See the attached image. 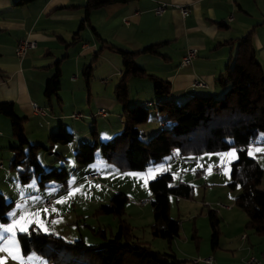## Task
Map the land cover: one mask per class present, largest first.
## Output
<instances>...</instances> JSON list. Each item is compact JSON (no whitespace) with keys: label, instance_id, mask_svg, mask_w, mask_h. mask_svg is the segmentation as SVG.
<instances>
[{"label":"trees","instance_id":"16d2710c","mask_svg":"<svg viewBox=\"0 0 264 264\" xmlns=\"http://www.w3.org/2000/svg\"><path fill=\"white\" fill-rule=\"evenodd\" d=\"M32 1L34 0H15L14 4L24 6ZM117 1L124 0H86L82 7L84 18L79 31L67 43L68 46L77 42L80 31L85 26L91 27L99 40L98 33L90 23V14ZM218 24L222 26V23ZM225 44L232 46L235 55L216 78V84L224 91L223 96H193L182 103L171 99V84L168 81L137 66L136 57L140 52H130L110 45L108 48L121 56L124 68L123 76L115 87V96L123 106L125 128L121 134L102 142L100 146L97 142L92 145L81 144L75 158L80 164L93 162L96 150L100 147L103 158L120 170L145 171L162 162L173 150L182 155L198 156L236 148L237 159L231 164L229 186L241 187L235 204L248 217L246 228L264 235V190L260 188L264 169L249 152L252 140L256 144L264 142V70L256 56L251 32L226 41ZM158 46L160 45L148 47L142 52L157 53ZM65 57L67 55L55 61L54 73L45 83L44 95L50 105L52 98L56 99L58 105L62 102L59 91L61 63ZM91 70V65L84 70L87 82ZM131 77L148 78L152 81L155 94L164 98L157 103L159 113L166 115L163 122L171 123L169 128L160 129L146 140L138 125L148 120L150 109L144 106L128 107L129 92L126 82ZM0 114L10 119L12 135L18 142L17 146H11L14 156L10 168L18 172L21 182L28 183L36 177L41 187L49 181L66 184L67 171L54 168L46 170L38 161V153L41 149L51 150L55 144L71 143L73 133L60 126L58 131L49 134L48 147L30 145L24 130L26 119L16 113L14 103L0 102ZM171 181L172 174L166 172L149 182L153 211L151 232L154 237L162 238L170 245L179 236L181 223L179 219L170 216L169 198L175 196L190 199L194 190L191 183L172 185ZM127 202L128 196L118 192L107 204L100 205L95 211V215H111L118 219L117 231L115 234L111 233V237L106 236V229L95 231L106 242L86 244L82 239L67 242L31 226L17 234L20 250L23 255L34 251L53 264H190V261L180 260L172 253L154 251L147 243L136 239L131 225L124 217ZM12 208L13 203L6 201L0 192V222L9 221L8 213ZM207 215L211 228V248L216 250L220 242L221 220L214 209H208ZM193 238L198 241L196 232Z\"/></svg>","mask_w":264,"mask_h":264},{"label":"rangeland","instance_id":"374dc122","mask_svg":"<svg viewBox=\"0 0 264 264\" xmlns=\"http://www.w3.org/2000/svg\"><path fill=\"white\" fill-rule=\"evenodd\" d=\"M94 38L91 36V40H95ZM83 40L84 43L92 42L89 38H83ZM79 45L80 43L74 48L71 47L70 54L73 50L78 52ZM95 53V51L90 52L79 61L75 58L78 56L73 55L63 59L59 91L62 98L61 104L58 105L56 99H52L53 111L48 112V118H43V128L39 125L36 127L34 123L37 124V122L34 120H28L29 123L25 125L30 145L40 144L48 147L47 135H44L42 130L45 129L46 120H48L47 123L56 124L55 131H58L62 124L65 131L73 133L74 139L71 143L55 144L51 150L41 149L38 153V161L46 170L54 168L67 171L66 184L49 181L41 187L36 177L28 183L21 182L18 172L10 168L14 156L11 146H17L18 142L12 135L10 119L2 114L0 116V146L2 148L0 150V192L3 193L6 201L13 203V208L8 213L9 221L0 222V264H53L34 251L28 255L22 254L17 234L28 230L31 226L40 229L43 233L61 237L67 242L78 239L84 240L86 244L106 242L95 231L105 227L107 236L111 237V233L115 234L117 231L118 219L111 215H95V211L100 205L107 204L119 191L128 196L124 217L131 225L132 231L134 229L135 235L144 237L146 241L143 242L154 251L176 253L178 259L188 260L190 264H194L198 258L206 259L216 252L222 257H231L234 253L239 261L250 252L264 261L262 258L264 235L246 228L248 217L239 207L226 215L218 213L221 220L220 247L215 251L211 248L208 209L222 212L223 205H226L228 200H232L230 197L235 193H241L240 185L235 188L229 186L233 161L225 158L227 150L206 153L198 161L192 162L172 163L171 157L166 158L168 163L173 164L169 168L173 174L171 184L189 181L188 183L194 186L190 199H179L180 202H178L176 197L170 196V216L178 218L181 223L180 238L174 240L171 245L162 238L154 237L151 232L153 211L149 182L158 176L152 172V169L166 165L165 162L154 164L149 167L150 170L145 171L120 170L115 164L103 158L100 147L96 150L93 162L80 164L76 161L75 154L81 144L92 145L97 142L100 146L102 142L121 134L125 128L123 106L115 96V86L123 76L121 71L124 72L122 58L119 54L103 50L95 59ZM105 57H109L108 61ZM112 57L119 59L121 64L114 75L109 77L106 74L111 70ZM89 65H92V72L87 83L84 70ZM74 76L77 77L75 81L78 82L73 84L70 79ZM102 80H106V84H103ZM133 81H137L133 87L134 95L142 93L141 90L146 91L145 84L153 87L152 81L148 78H138ZM133 98L135 97L129 95L128 107L130 108L137 106V104L133 105L135 104ZM152 100L155 104L149 107L148 120L138 125L144 133L145 140L159 131L156 128L151 133V127H158L162 123L166 128L169 126L167 122H163L166 115L159 113L157 99ZM100 108L106 110L107 117L98 115ZM77 113L82 116L74 119L72 115ZM260 149H264L262 143H258L255 152H250V155L256 159L258 157L259 164L264 169V155L262 158V155L257 153ZM236 156L233 160L237 158ZM212 165L220 167V170L213 172ZM94 171L100 174V178L88 180L87 175ZM198 172L200 176H197ZM260 188L264 190V176ZM48 200H54L55 204L46 207ZM140 201L147 202L144 205L135 204ZM232 219L236 220L235 227H232ZM241 222L244 224L242 231L248 235V238L240 242L236 250L237 245L232 247V235L237 226L242 224ZM194 232L197 233L198 241L193 238ZM238 241H240L239 238ZM225 264H232V261Z\"/></svg>","mask_w":264,"mask_h":264},{"label":"crops","instance_id":"0c3cea01","mask_svg":"<svg viewBox=\"0 0 264 264\" xmlns=\"http://www.w3.org/2000/svg\"><path fill=\"white\" fill-rule=\"evenodd\" d=\"M14 1L0 0V102H13L16 113L26 119L24 130L28 142L29 136L25 125L30 120H34L37 122V124L33 122L36 127L38 125L42 127L44 119L49 117L48 112L53 111L52 102L51 105L48 104L44 95L45 83L54 73L55 61L62 59L65 55L68 57L69 55L78 56L75 58L79 61L81 57L95 51L96 59L103 50L116 53L108 48L110 45L130 52H140L136 57L137 66L149 74L168 81L171 84L170 97L176 103H182L193 96L222 97L224 91L216 84V78L226 67L231 57L235 55L232 46L225 43L246 36L250 32L256 56L264 70V0L117 1L96 9L90 14V23L98 33L99 40L92 28L85 26L80 31L77 42L70 46L67 43L73 40L74 35L79 31L81 20L84 18L82 7L86 0H34L24 6H16ZM162 4L166 5V9L162 15L158 16L155 14V8ZM183 8L189 10L187 16L182 14ZM218 23H222V26ZM91 36H94L96 41L91 40ZM83 38H89V41H92L89 43L92 44L84 43ZM24 39L34 41L36 47L24 57L19 58L16 55V46L19 41ZM79 43L78 52L73 50L70 54L69 49L76 47ZM157 44L160 45L157 47V53L142 52ZM192 48L197 49V55L190 65L183 66L182 59L187 50ZM105 58L108 61L109 57ZM112 58L113 61H110L111 70L106 74L109 77L114 75L121 64L119 59ZM123 73L121 71V75ZM131 78L128 79L126 86L130 97H135L132 99L135 103L133 105L149 108L155 104L152 99H157V103L164 99L158 97L153 87H149L147 84L144 85L146 91L141 90L142 93L134 95L133 87L137 81L133 80L138 78ZM76 79L77 77L74 76L70 80L74 84L78 82L75 81ZM196 81L198 84H195ZM102 83L106 84V80H102ZM33 104L38 105L43 112H34ZM47 121H45V129L42 130L48 139L49 134L52 131L55 132L56 124L47 123ZM168 124L167 128L171 126V123ZM60 126L63 128L62 124ZM156 128L160 130L166 126L162 123L158 127H151V133ZM261 143L264 147V142ZM256 146L257 144L249 152H255ZM0 150H2L1 146ZM262 152L264 149H260L257 153L261 154L263 158L264 153ZM236 155L237 149L231 148L225 153V158L232 159L234 162L237 159L233 160ZM203 156L204 154L182 155L177 150H173L169 155L172 163L198 161ZM167 157L162 161L166 165L155 167L152 172L157 175L166 172L172 174L169 168L173 164L166 161ZM197 176H200V172L197 173ZM188 182L180 181L179 183ZM239 195L240 193H235L234 196H231L232 200H228L227 204L223 205V211H217V213L226 215V213L234 212L237 207L235 200ZM177 199L180 202L179 199L183 200L184 198ZM222 219L224 220V217ZM235 222L236 220L232 219V227L236 226ZM241 223L232 235V247L237 245L236 250H238V244L248 238V235L242 231L244 224ZM208 234L210 235V231ZM244 234H246V238L242 239ZM179 236L174 240L180 238ZM134 237L140 241H146L144 237L137 236L135 233ZM174 255L178 258L176 253ZM251 255L253 253L248 252L245 257L240 258V261L234 253L231 257H222L216 252L208 257L212 258L214 264L231 263V261L232 264H248ZM262 258L264 259V253ZM259 260L261 264H264L261 258Z\"/></svg>","mask_w":264,"mask_h":264},{"label":"built area","instance_id":"2783aa9c","mask_svg":"<svg viewBox=\"0 0 264 264\" xmlns=\"http://www.w3.org/2000/svg\"><path fill=\"white\" fill-rule=\"evenodd\" d=\"M166 9V5L162 4L159 5L157 8H155V14L160 16L164 13ZM182 14L184 16H187L189 14V10L187 8H183L182 9ZM36 47V43L34 41H31L30 39H24L19 41V43L16 46V55L19 58L24 57L31 49H34ZM85 47H87V45H85ZM197 49L196 48H192L187 50L186 54L184 55L183 59H182V65L183 66H188L192 63L193 59L196 57L197 55ZM195 84H198V82L196 81ZM32 108L34 110V112L36 113H41L43 112L42 109L36 105L33 104ZM98 115L99 116H103L105 117L107 115V112L104 108H100V110L98 111ZM82 115L80 113L77 114H73L72 117L74 119H79ZM256 144L255 140H252L249 144V150L254 147V145ZM1 167V166H0ZM211 170L213 172H217L220 170V167L218 166H212ZM100 178V174L98 172H93L92 174H88L87 175V179L88 180H93V179H99ZM147 201H140V202H136V205H144L146 204ZM55 203L54 200H48L46 202V207H50L51 205H53ZM246 238V234H244L242 236V239ZM213 260L211 257H207L206 259H201L198 258L197 260L194 261V264H212ZM248 264H261L260 260L254 256H251L248 260Z\"/></svg>","mask_w":264,"mask_h":264}]
</instances>
